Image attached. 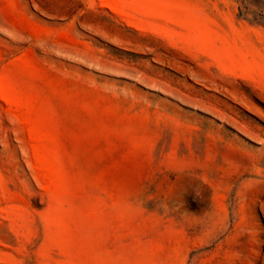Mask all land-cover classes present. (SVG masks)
<instances>
[{
	"label": "rangeland",
	"instance_id": "obj_1",
	"mask_svg": "<svg viewBox=\"0 0 264 264\" xmlns=\"http://www.w3.org/2000/svg\"><path fill=\"white\" fill-rule=\"evenodd\" d=\"M0 264H264V0H0Z\"/></svg>",
	"mask_w": 264,
	"mask_h": 264
}]
</instances>
